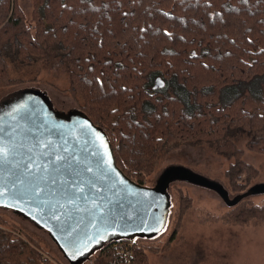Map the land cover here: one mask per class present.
Returning <instances> with one entry per match:
<instances>
[{
  "label": "trees",
  "instance_id": "1",
  "mask_svg": "<svg viewBox=\"0 0 264 264\" xmlns=\"http://www.w3.org/2000/svg\"><path fill=\"white\" fill-rule=\"evenodd\" d=\"M34 1L25 29L12 1L0 0V37L19 63L68 70L79 110L104 130L130 180L146 185L167 145L205 144L233 153L227 176L244 189L253 169L224 137L262 131L247 148L264 153V0ZM17 227L0 217V264H13L23 247L43 259ZM134 246L129 262L109 244L92 264H146Z\"/></svg>",
  "mask_w": 264,
  "mask_h": 264
},
{
  "label": "water",
  "instance_id": "2",
  "mask_svg": "<svg viewBox=\"0 0 264 264\" xmlns=\"http://www.w3.org/2000/svg\"><path fill=\"white\" fill-rule=\"evenodd\" d=\"M0 148V209L45 232L68 264L162 234L174 183L212 191L228 208L264 195L255 185L230 197L220 183L181 167L163 170L152 187L139 185L117 167L104 130L79 109L56 111L38 91L1 104Z\"/></svg>",
  "mask_w": 264,
  "mask_h": 264
},
{
  "label": "rangeland",
  "instance_id": "3",
  "mask_svg": "<svg viewBox=\"0 0 264 264\" xmlns=\"http://www.w3.org/2000/svg\"><path fill=\"white\" fill-rule=\"evenodd\" d=\"M11 1L22 14L24 28H31L35 1ZM4 24H0V30ZM5 40L4 36L0 37V64L3 63L0 72L7 77V81L0 83V106L23 91H38L49 97L58 112L68 113L79 109L82 101L74 99L70 92L66 68L56 63H19ZM250 131L236 130L224 137L232 150L239 153L241 161L253 169L246 180H242L247 182L242 191L234 190L227 176V170L235 162V157L230 156L233 153L229 149V152H217L205 144L165 146L155 163V173L147 178L143 186H154L159 174L168 167L188 169L207 180L218 182L230 197L242 194L252 186L264 185V153L252 152L247 148V143L263 132ZM169 197L171 207L162 234L151 240L134 241L141 245L146 264H264V195L244 199L246 207H242L245 209L243 215L240 213L242 208L231 211L214 192L180 182L170 186ZM0 217L11 225H17L19 232L36 242L43 254V259L39 260L23 247L19 256L11 257V263L68 264L45 232L9 211L0 209ZM134 247L132 245V249ZM114 248L125 259L117 251L121 248ZM97 256L98 253L94 254L89 264Z\"/></svg>",
  "mask_w": 264,
  "mask_h": 264
},
{
  "label": "built area",
  "instance_id": "4",
  "mask_svg": "<svg viewBox=\"0 0 264 264\" xmlns=\"http://www.w3.org/2000/svg\"><path fill=\"white\" fill-rule=\"evenodd\" d=\"M114 246H119L121 249H118L117 251L122 254L125 259L129 262L130 259L133 257V249L132 245H134V241H123L120 243L113 244Z\"/></svg>",
  "mask_w": 264,
  "mask_h": 264
},
{
  "label": "snow or ice",
  "instance_id": "5",
  "mask_svg": "<svg viewBox=\"0 0 264 264\" xmlns=\"http://www.w3.org/2000/svg\"><path fill=\"white\" fill-rule=\"evenodd\" d=\"M4 159V151L2 148H0V160H3ZM90 171V169H89Z\"/></svg>",
  "mask_w": 264,
  "mask_h": 264
}]
</instances>
